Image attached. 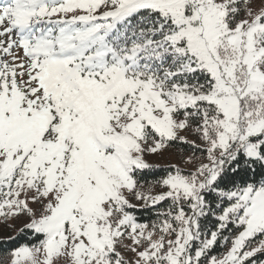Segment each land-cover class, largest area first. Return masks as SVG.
<instances>
[{
    "label": "snow or ice",
    "instance_id": "snow-or-ice-1",
    "mask_svg": "<svg viewBox=\"0 0 264 264\" xmlns=\"http://www.w3.org/2000/svg\"><path fill=\"white\" fill-rule=\"evenodd\" d=\"M22 217L0 264H264V0H0V218Z\"/></svg>",
    "mask_w": 264,
    "mask_h": 264
},
{
    "label": "rangeland",
    "instance_id": "rangeland-1",
    "mask_svg": "<svg viewBox=\"0 0 264 264\" xmlns=\"http://www.w3.org/2000/svg\"><path fill=\"white\" fill-rule=\"evenodd\" d=\"M149 161L156 167H170L172 164H179V160L173 151L164 150L162 155L150 156ZM163 189L159 188L154 192H160ZM35 207V205H33ZM27 221V217H22L18 220H11L6 223L3 218H0V238L7 236H16L19 233L24 223ZM11 225V226H9ZM220 252V251H217Z\"/></svg>",
    "mask_w": 264,
    "mask_h": 264
},
{
    "label": "trees",
    "instance_id": "trees-1",
    "mask_svg": "<svg viewBox=\"0 0 264 264\" xmlns=\"http://www.w3.org/2000/svg\"><path fill=\"white\" fill-rule=\"evenodd\" d=\"M168 151H173L176 155V157L181 160V156L188 152L189 149L187 148L186 145H181V144H175L173 146H171ZM169 167H156L155 168V173L157 175H150L147 178L149 180H153L158 178L159 176H162L164 174V170H166ZM159 188H155V190H157ZM138 217L142 220V221H151L152 219H154L153 215L149 212H137ZM15 237H17V242H29L31 240V236L30 234H28L27 232H25L24 234H20L18 233ZM13 245L11 244H0V257H3L6 259L7 257V252L8 250L12 247ZM216 251H221L220 248H217Z\"/></svg>",
    "mask_w": 264,
    "mask_h": 264
}]
</instances>
